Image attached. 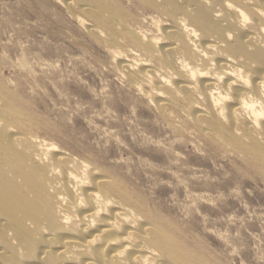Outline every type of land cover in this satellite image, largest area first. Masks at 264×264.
Returning a JSON list of instances; mask_svg holds the SVG:
<instances>
[{
  "label": "bare ground",
  "instance_id": "6f19581e",
  "mask_svg": "<svg viewBox=\"0 0 264 264\" xmlns=\"http://www.w3.org/2000/svg\"><path fill=\"white\" fill-rule=\"evenodd\" d=\"M61 1L170 131L223 149L234 178L264 181V0ZM34 129L0 95V264H213L119 167Z\"/></svg>",
  "mask_w": 264,
  "mask_h": 264
},
{
  "label": "rangeland",
  "instance_id": "374dc122",
  "mask_svg": "<svg viewBox=\"0 0 264 264\" xmlns=\"http://www.w3.org/2000/svg\"><path fill=\"white\" fill-rule=\"evenodd\" d=\"M77 16L88 23L61 0H0V95L32 134L119 167L129 190L187 228L188 247L207 261L264 264V181L234 178L223 149L201 147L188 128L170 131Z\"/></svg>",
  "mask_w": 264,
  "mask_h": 264
}]
</instances>
